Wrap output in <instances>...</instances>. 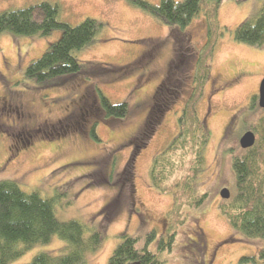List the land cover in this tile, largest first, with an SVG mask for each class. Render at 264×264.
Instances as JSON below:
<instances>
[{"label": "rangeland", "instance_id": "374dc122", "mask_svg": "<svg viewBox=\"0 0 264 264\" xmlns=\"http://www.w3.org/2000/svg\"><path fill=\"white\" fill-rule=\"evenodd\" d=\"M41 2L57 5L58 19L70 25L85 18L102 22L93 41L75 56L102 65L105 72L97 67V72L35 84L24 71L61 31L31 37L0 34V180L12 179L25 192L53 198L56 217L79 221L86 238L94 230L102 233L99 246L85 252L84 264H107L121 233L143 243L152 230L156 241L151 250L161 236L166 241L175 231L171 248L159 252L162 264H264L257 256L263 242L232 229L220 211L229 199L219 196L223 187L233 196L231 160L242 151L238 139L263 113L256 94L264 74V45L233 38L234 27L261 0H227L218 9L220 37L196 105L210 132L197 188L207 198L198 208L185 207L174 229L168 221L174 197L153 188L149 170L177 134L181 110L194 91L197 62L208 41L204 13L179 28L165 26L126 0H0V11ZM96 87L112 103L126 102L127 115L105 117ZM253 95L256 109L249 111ZM91 124L96 139L89 136ZM182 152L173 157L170 180L187 164L190 153ZM65 245L54 236L10 264L29 263L40 251L63 253Z\"/></svg>", "mask_w": 264, "mask_h": 264}, {"label": "trees", "instance_id": "16d2710c", "mask_svg": "<svg viewBox=\"0 0 264 264\" xmlns=\"http://www.w3.org/2000/svg\"><path fill=\"white\" fill-rule=\"evenodd\" d=\"M126 1L169 27L185 28L200 12L204 13L207 21L208 41L197 62L194 91L181 110L177 134L154 157L149 170L153 188L174 197L168 213L169 226L174 229L182 222L185 207L198 208L207 198L205 193L198 194L197 188L199 173L205 165L210 132L204 117L197 115L196 105L209 75V59L220 37L218 9L227 0H160L158 4L147 0ZM102 25L101 21L92 18H85L77 25L60 21L57 5L48 2L0 11V34L31 37L44 36L55 29L61 31L60 37L51 42L38 58L32 59L24 71V77L38 85L85 71L97 72V67L105 72L102 65L86 63L75 56L77 51L93 41ZM233 38L251 46L264 45V0H261L259 8L234 27ZM95 96L105 117L123 118L127 115L126 102L112 103L98 87L95 88ZM248 106L249 111L256 109L255 95L251 96ZM89 130V136L96 139L95 125L91 124ZM246 130H252L257 135L256 140L252 147L241 148V153L232 157L234 193L228 201L220 204V211L233 230L245 238L263 242L257 256L264 260V113L254 126ZM179 150L189 152L190 157L187 164L179 168L183 173L170 180L173 157ZM131 167L132 158L126 178H130ZM53 202V198L43 197L36 190L29 193L23 191L12 179L0 180V264H10L33 246L46 244L54 236L66 242L65 252L40 251L26 264H84L85 252L95 250L103 234L94 230L86 238L79 221H61L56 217ZM170 231L166 241L165 236L157 240L155 250L150 249L156 241L155 230L146 233L143 243L137 236L121 233V240L107 264H162L159 252L171 248L175 231Z\"/></svg>", "mask_w": 264, "mask_h": 264}, {"label": "water", "instance_id": "95a60500", "mask_svg": "<svg viewBox=\"0 0 264 264\" xmlns=\"http://www.w3.org/2000/svg\"><path fill=\"white\" fill-rule=\"evenodd\" d=\"M257 104L264 112V74L258 86ZM255 140H256L255 133L252 130H246L239 137L238 144L240 148L247 149L253 146V144L255 143ZM219 196L222 199H228L230 197L229 189L226 187H223L219 191Z\"/></svg>", "mask_w": 264, "mask_h": 264}]
</instances>
